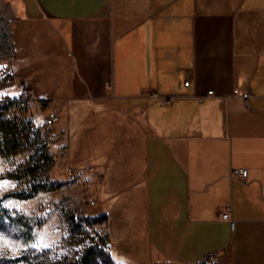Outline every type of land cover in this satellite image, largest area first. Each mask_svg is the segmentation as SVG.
Wrapping results in <instances>:
<instances>
[{"label":"crops","instance_id":"0c3cea01","mask_svg":"<svg viewBox=\"0 0 264 264\" xmlns=\"http://www.w3.org/2000/svg\"><path fill=\"white\" fill-rule=\"evenodd\" d=\"M3 1L113 262L264 264V0Z\"/></svg>","mask_w":264,"mask_h":264},{"label":"rangeland","instance_id":"374dc122","mask_svg":"<svg viewBox=\"0 0 264 264\" xmlns=\"http://www.w3.org/2000/svg\"><path fill=\"white\" fill-rule=\"evenodd\" d=\"M13 18L9 5L0 0V85L9 80ZM4 93L15 95L13 89ZM0 112L26 136L23 146L29 143L16 156L0 153V207L6 213L0 222V264H82L88 257L92 264H116L102 233L84 221L87 184L79 173L71 172L63 146L54 144V125H44L49 111L33 100L3 97ZM44 146L51 162L36 172Z\"/></svg>","mask_w":264,"mask_h":264},{"label":"trees","instance_id":"16d2710c","mask_svg":"<svg viewBox=\"0 0 264 264\" xmlns=\"http://www.w3.org/2000/svg\"><path fill=\"white\" fill-rule=\"evenodd\" d=\"M9 39H10V36H9ZM10 46H11V42H10ZM11 49H12V46H11ZM12 53H13V51H12ZM41 104H43L44 107H46V105H47L45 101H42ZM1 116H2V112H0V153H1V155L9 157V156H16L20 153H23L24 151L27 150L29 143L26 142V145L23 146L21 139L23 137H25V139H26V136H24V134H22V135L20 134L19 130L16 128L14 123L10 122V120L1 118ZM38 162H39L38 168H35L36 172L40 171V169L43 170L42 168L51 162L50 156H48L46 154L45 146L42 149V154L38 157ZM24 197L27 198L30 196H24ZM5 214H6L5 211L0 207V222H1L2 218L5 216ZM71 220H73V218H71ZM84 221L90 222V226L95 227L96 225L102 223V218L96 219V218L87 217L86 219H84ZM96 232L98 233V235L101 233L97 230H96ZM102 240L105 243V245L107 246V237L103 234H102ZM90 259L91 258H89V257L85 258L83 260L82 264H92L90 262ZM203 263L204 262H202L200 264H203Z\"/></svg>","mask_w":264,"mask_h":264},{"label":"built area","instance_id":"2783aa9c","mask_svg":"<svg viewBox=\"0 0 264 264\" xmlns=\"http://www.w3.org/2000/svg\"><path fill=\"white\" fill-rule=\"evenodd\" d=\"M185 85H188V82H185ZM211 95V92L209 93ZM235 95H239L242 98H244L245 100H248L250 94L249 92H244L239 94L237 91H234ZM17 101H27V100H33L32 95L30 94H22L18 97H16ZM58 120V116L55 112H49L45 117H44V125L47 127H52ZM231 178L237 179L241 182H245V178L247 176V170L246 169H234L231 171L230 174ZM89 205H93L94 202L90 201L88 202ZM229 213H230V206L227 205L225 207L224 213L222 214L221 218L225 221H229L231 222L230 218H229ZM84 217H88L86 212H83ZM232 224V222H231Z\"/></svg>","mask_w":264,"mask_h":264}]
</instances>
